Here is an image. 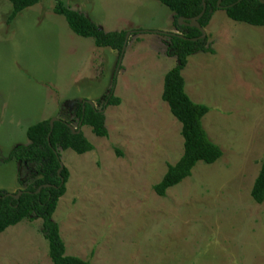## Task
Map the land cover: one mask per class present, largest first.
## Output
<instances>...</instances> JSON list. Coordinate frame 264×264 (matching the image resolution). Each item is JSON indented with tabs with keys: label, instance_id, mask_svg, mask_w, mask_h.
Wrapping results in <instances>:
<instances>
[{
	"label": "rangeland",
	"instance_id": "1",
	"mask_svg": "<svg viewBox=\"0 0 264 264\" xmlns=\"http://www.w3.org/2000/svg\"><path fill=\"white\" fill-rule=\"evenodd\" d=\"M62 2L103 31L128 32L127 43L118 57L76 35L55 0L7 22L11 4L0 0V188L24 187L27 167L3 159L28 142V125L69 120L80 101L99 107L113 85L120 103L101 110L107 135L82 125L93 149L58 150L68 179L52 220L66 253L92 264H264V201L250 196L264 157V26L211 13L208 49L189 55L181 75L189 98L208 107L201 122L222 155L160 196L153 185L183 151L181 125L161 99L176 64L166 53L172 12L156 0ZM0 264H51L41 219L0 233Z\"/></svg>",
	"mask_w": 264,
	"mask_h": 264
},
{
	"label": "trees",
	"instance_id": "2",
	"mask_svg": "<svg viewBox=\"0 0 264 264\" xmlns=\"http://www.w3.org/2000/svg\"><path fill=\"white\" fill-rule=\"evenodd\" d=\"M11 4L7 22H11L23 9L37 4L40 0H8ZM172 12L176 33H168L166 53L174 56L176 64L163 76L161 99L166 102L170 113L180 123V134L183 140V151L174 164H168L161 179L153 185L157 195L163 196L165 191L190 175L191 169L200 161L211 164L222 155L221 148L208 136L202 125V117L208 107L203 103L192 101L184 89L181 70L187 57L197 51H206L207 36L200 37L195 26L179 24L178 18L189 21L197 16L201 27H205L211 13L222 9L226 16L234 21L245 22L255 26H264V1L262 0H156ZM55 14L63 16L67 26L76 35L90 37L98 47H109L121 56V48L126 31H103L83 13L65 6L62 0H55L52 8ZM114 81V78L113 80ZM119 97L113 95V85L103 96V103L94 107L86 101L77 102L71 110L69 120L61 117L49 125V118L38 120L26 127V144H17L8 152L4 162L14 160L27 171V179L19 178L24 187L20 195L0 188V233L7 227L14 226L29 218L41 219V230L47 242V254L51 264H92L90 260L66 253L61 239L59 225L52 220L58 199L65 192L68 170L59 169L58 150L71 149L77 154L91 151L93 145L81 131L79 126L87 125L92 133L99 137L107 135L104 126V114L101 111L107 105H117ZM76 123L75 132L68 124ZM250 196L254 202L264 201V157L256 177L253 180Z\"/></svg>",
	"mask_w": 264,
	"mask_h": 264
},
{
	"label": "water",
	"instance_id": "3",
	"mask_svg": "<svg viewBox=\"0 0 264 264\" xmlns=\"http://www.w3.org/2000/svg\"><path fill=\"white\" fill-rule=\"evenodd\" d=\"M219 1H220V0H218L217 2H219ZM262 1H264V0H262ZM204 7H205V5H204V2H203V9H202V11H201L197 16L191 17V18L189 19V21H186V19H183L182 17H179V18H178V23H179V24L189 25V26H195V27L200 31V33H201V34H200V37H204V36L206 35L205 30H204V28L201 27V26L199 25V23L197 22L198 19L202 16V14H203V12H204ZM127 36H128V32H126V34H125V39H124V42H123V45H122V48H121V55L123 54V51H124L125 46H126V43H127ZM120 57H121V56H120ZM86 102H87L88 104H90L91 106H94L93 103H92V101H86ZM56 120H58L57 117H51V118H50V120H49V125H50V127H52L53 122L56 121ZM68 127L71 129L72 132H75V128H74L73 126H71L70 124H68ZM78 131H80L79 128L76 130V132H78ZM62 167H63V164H62L61 161L59 160V169H58V170H60ZM20 193H21V191H17L16 195H14L15 198H17V197L20 195Z\"/></svg>",
	"mask_w": 264,
	"mask_h": 264
}]
</instances>
